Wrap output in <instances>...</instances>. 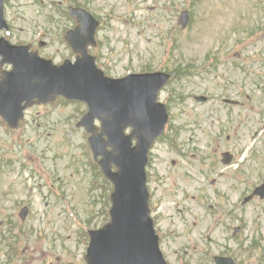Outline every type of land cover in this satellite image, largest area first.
<instances>
[{
    "label": "rangeland",
    "instance_id": "obj_1",
    "mask_svg": "<svg viewBox=\"0 0 264 264\" xmlns=\"http://www.w3.org/2000/svg\"><path fill=\"white\" fill-rule=\"evenodd\" d=\"M7 4L12 39L35 49L45 42L39 53L55 63L70 57L63 33L76 24L66 9L78 6L103 27L104 48L94 56L107 76L174 74L160 95L169 120L146 169L148 190L161 204V225L176 231L161 244L164 257L169 264H213L216 255L264 264V201L242 205L264 180V0ZM183 11L189 18L185 30L177 27ZM196 96L207 102H196ZM86 112L83 104L64 100L31 107L26 131L11 138L22 145L0 142V189L9 195L0 200V264H85L87 231L109 222L112 186L92 161L87 135L76 128ZM227 152L235 159L224 166L221 155ZM26 198L32 215L19 235L14 206ZM235 228L240 232L233 237ZM10 244L25 248L19 259Z\"/></svg>",
    "mask_w": 264,
    "mask_h": 264
},
{
    "label": "water",
    "instance_id": "obj_2",
    "mask_svg": "<svg viewBox=\"0 0 264 264\" xmlns=\"http://www.w3.org/2000/svg\"><path fill=\"white\" fill-rule=\"evenodd\" d=\"M138 239L142 242V244H144L145 247L153 246L152 244L148 243V241L145 238H138ZM136 251H137L136 248L131 246L127 250L118 251L114 257H115V259L119 260V259H122V258L128 256V255H132L133 258H135L137 261H139L143 264L151 263L154 260V254H151L150 252H147V251L136 253ZM220 264H229V263L228 262H222Z\"/></svg>",
    "mask_w": 264,
    "mask_h": 264
}]
</instances>
